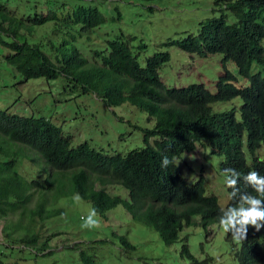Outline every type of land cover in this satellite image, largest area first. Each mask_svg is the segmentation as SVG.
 <instances>
[{
  "label": "trees",
  "instance_id": "16d2710c",
  "mask_svg": "<svg viewBox=\"0 0 264 264\" xmlns=\"http://www.w3.org/2000/svg\"><path fill=\"white\" fill-rule=\"evenodd\" d=\"M127 1L136 5L160 0ZM30 2L0 0V48L7 51L0 52V61L5 59L26 81L64 76L66 86L94 92L110 106L129 102L155 118L156 124L145 130L146 146L110 154L88 142L73 146L71 136L50 118L0 108V218L5 219L4 234L10 243L50 253L56 233L43 237L46 221L64 214L57 207L59 201L76 194L100 214L123 205L167 245L181 240L186 227L207 230L218 224L223 209L237 204L238 197L230 195L223 208L218 197L207 192L202 175L194 181L184 176L178 160L200 146L223 157L222 173L231 168L241 174L240 192L258 195L242 177L253 170L264 176V159L257 155L264 146V0H214L212 15L200 21L196 33L163 43L202 57L222 53L224 67L234 62L239 75L249 80L238 85V76L225 67L215 91L204 83L167 87L160 69L170 61V52L156 51L142 64L140 50L147 45L134 47V36L117 35L91 47L90 57L74 45L107 19H122L119 5L111 7L110 16L99 8L100 0H34L40 5L34 13L18 11ZM49 22L60 40L36 41L40 27ZM236 97L242 99L240 119L236 108L213 110V104ZM29 151L49 167L42 180L21 171L25 158L38 162ZM165 156L171 163L162 167ZM113 184L126 188L129 199L110 193L107 186ZM185 240L181 256L189 264L212 263L211 256L198 258L192 253L186 234ZM120 241L128 253L136 249L127 236L121 235ZM263 245L264 227L256 231L249 226L236 252L239 264H264ZM80 256L84 264H96L93 254L82 250Z\"/></svg>",
  "mask_w": 264,
  "mask_h": 264
},
{
  "label": "rangeland",
  "instance_id": "374dc122",
  "mask_svg": "<svg viewBox=\"0 0 264 264\" xmlns=\"http://www.w3.org/2000/svg\"><path fill=\"white\" fill-rule=\"evenodd\" d=\"M30 1L28 6L21 5L18 11L34 13L40 8L39 3ZM100 1L99 8L109 16L111 7L119 5L122 19H107L94 33L74 41V45L87 57H90L88 49L91 47L102 46L107 40L124 34L135 37L132 41L134 47L142 42L147 45V48L140 50L139 60L142 64H145L146 57L156 51L170 52V61L160 69L167 87L204 83L215 91L216 80L225 67L238 76V85L249 84L248 79L239 75L234 62L228 61L224 67L222 53L202 57L163 44L190 32L196 33L200 21L212 15L214 0H160L143 4L138 2L136 5L127 0H122V3L121 0ZM36 37V41L60 40L53 34L52 22L40 27ZM134 49L135 52L139 50ZM0 52L7 51L0 48ZM65 84L64 76L53 80L33 78L26 81L4 59L0 61V108L21 116L50 118L71 136L73 146L88 142L90 146L110 154H127L146 146L145 130L154 128L155 118H150L145 111L129 102L110 106L94 92L84 93L81 88L74 89L73 85ZM241 104L242 99L236 97L212 106L215 112L236 108V117L240 119ZM149 141L153 143V138ZM244 148L247 150L246 137ZM30 152L38 162L22 159L21 171L29 176L38 175L42 180L49 167L38 159L34 151ZM257 155L264 159V146L257 150ZM222 159V156L211 153L209 146H200L192 152L183 153L178 164L190 181L202 175L207 192L215 194L220 205L226 208L230 194L225 184V174L220 171ZM107 190L129 199V191L121 185H109ZM57 207L63 208L64 214L47 220V229L43 231L44 238L56 233L50 240V253L48 250L39 252L30 246L10 243L4 234L5 219L0 218V254L4 264H84L80 256L82 250L88 255L93 254L96 264H189L181 256L182 242H186L185 234L196 257L211 256V264H239L236 257L239 240L225 234L218 224L211 225L207 230L203 226L186 227L181 240L167 245L157 231L133 219L123 205L103 214L98 213L99 227L90 230L81 228V217L87 216L92 209L89 201L76 194L62 198ZM121 235L127 236L136 246L134 251H126L120 241Z\"/></svg>",
  "mask_w": 264,
  "mask_h": 264
},
{
  "label": "clouds",
  "instance_id": "9594fccd",
  "mask_svg": "<svg viewBox=\"0 0 264 264\" xmlns=\"http://www.w3.org/2000/svg\"><path fill=\"white\" fill-rule=\"evenodd\" d=\"M169 163L171 161L165 156L161 161V166L167 167ZM240 179L241 174L235 169H225V184L232 190L231 197L233 199L238 197V201L236 205L222 210L218 226L225 234H231L234 240H239L241 246V240L246 238L249 226L256 231L264 227V199H262L264 197V176L253 170L242 177L244 184L256 192L257 196L240 192L238 188ZM97 216L96 209L92 208L87 216L81 217V228L90 230L99 227Z\"/></svg>",
  "mask_w": 264,
  "mask_h": 264
}]
</instances>
